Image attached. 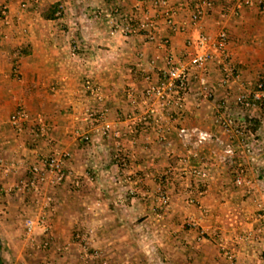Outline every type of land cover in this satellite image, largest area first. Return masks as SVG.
Returning a JSON list of instances; mask_svg holds the SVG:
<instances>
[{
	"label": "crops",
	"instance_id": "obj_1",
	"mask_svg": "<svg viewBox=\"0 0 264 264\" xmlns=\"http://www.w3.org/2000/svg\"><path fill=\"white\" fill-rule=\"evenodd\" d=\"M195 1L0 0V264H92L94 250L107 264L261 263L264 110L257 101L241 108L234 97L264 78V0H211L202 30L228 37L206 70L212 95L202 96L192 74L183 110L162 109L159 121L149 116L120 139L123 167L116 141L97 131L99 111L125 130L126 117L156 106L142 91L166 80L167 56L186 57ZM168 15L185 30H173ZM223 63L232 67L224 84ZM87 82L100 88V101ZM17 109L25 112L20 128L10 122ZM218 113L240 132L225 133ZM181 126L212 136L194 147L178 135ZM55 152L69 154L72 174L49 189L50 246L37 250L42 236L29 235L24 221L40 212L43 194L19 185Z\"/></svg>",
	"mask_w": 264,
	"mask_h": 264
},
{
	"label": "built area",
	"instance_id": "obj_2",
	"mask_svg": "<svg viewBox=\"0 0 264 264\" xmlns=\"http://www.w3.org/2000/svg\"><path fill=\"white\" fill-rule=\"evenodd\" d=\"M238 7L242 6H254L262 5L263 0H233ZM160 3H164L165 0H159ZM211 0H196L195 5L190 14V22L194 27L195 35L189 37L185 41L186 57L175 59L171 55L166 58V68L163 71L165 81L161 83H151L142 91V99L144 101L148 99L156 100V106L151 107L148 114L139 117H126L130 122L125 126V130H121L115 126L111 121L104 117V112L99 111L97 114V120L99 126L97 131L103 137H111L116 141V154L115 157L123 167L125 162L120 155V139L124 135L134 136L138 132V128L142 123H147L149 116H154L155 121L161 119L159 114L160 110L167 108H176L179 111L183 110L185 105L189 87L191 84V77L196 76L200 93L203 97L209 98L212 95L208 79L206 76V70L208 63L216 59V54L223 55L225 47L227 45L228 37L224 30L219 31L216 35H211L202 30V19L206 15L208 9L212 7ZM114 11H116L114 9ZM166 22L172 27L173 30L184 31L185 25H179L174 20L172 15L166 17ZM132 28L127 23L124 27L125 33L131 32ZM149 39H153L154 35H149ZM219 61V58L217 59ZM222 72L224 76L222 78V84L228 80L229 73L232 72V67L226 63L222 64ZM148 80L149 77L146 76ZM255 91L247 92L246 90L239 91L235 97V103L241 108H247L251 105L250 99H256L261 102V108L264 110V83L258 81L255 84ZM87 87L93 93V96L97 100H101V91L98 86L91 85L87 82ZM132 97V93L129 92ZM93 113H90V115ZM25 117V112L22 109L15 110L10 115V122L13 126L20 128V121ZM214 122L225 133H232V131L240 132L239 128H235L234 120L230 116H226L223 113H218L214 117ZM39 135H44V128H38ZM178 135L181 137L183 143H190L194 147L200 146L202 143L211 138V132L198 127H184L181 126L178 129ZM85 139H88L85 136ZM159 139L162 140L161 133ZM232 149L226 147L225 153L227 157L232 155ZM66 152H55L48 156L43 163L42 168H34L30 172L29 178L22 181L19 188L22 191L32 192L34 194L42 193V198L37 199L36 202L39 204L40 212L34 216H29L24 221V227L29 235L42 236L41 240L34 245L37 250H45L50 246V235H49V219L46 210L50 206L52 197L50 195V188L61 183L67 175H71L72 172L65 168V160L68 157ZM0 167L3 168L2 161L0 160ZM8 171V169L5 167ZM204 175V173H202ZM240 183V179L237 180ZM132 193V190L129 189ZM169 202V195L163 193L160 196V203L167 205ZM87 258L92 264H107L103 259V255L98 250L87 253ZM43 264H56V262L47 260ZM264 264V252L262 255L261 263Z\"/></svg>",
	"mask_w": 264,
	"mask_h": 264
},
{
	"label": "trees",
	"instance_id": "obj_3",
	"mask_svg": "<svg viewBox=\"0 0 264 264\" xmlns=\"http://www.w3.org/2000/svg\"><path fill=\"white\" fill-rule=\"evenodd\" d=\"M57 6H58V4L55 3V4H53V5L50 7L49 12L46 13L47 18H52V17H53V14H51V11H54L55 7H57ZM260 81H262V82L264 83V78H262ZM254 101H255V102L257 101L258 103L261 104V102H259V101L256 100V99H250V102H251V103H253Z\"/></svg>",
	"mask_w": 264,
	"mask_h": 264
},
{
	"label": "rangeland",
	"instance_id": "obj_4",
	"mask_svg": "<svg viewBox=\"0 0 264 264\" xmlns=\"http://www.w3.org/2000/svg\"><path fill=\"white\" fill-rule=\"evenodd\" d=\"M31 253V252H30ZM13 257V256H12ZM7 262V261H6ZM7 264H9V262H7ZM13 264V263H12Z\"/></svg>",
	"mask_w": 264,
	"mask_h": 264
}]
</instances>
